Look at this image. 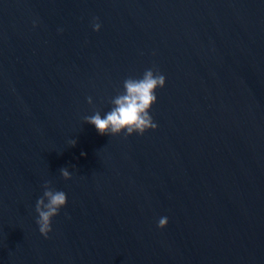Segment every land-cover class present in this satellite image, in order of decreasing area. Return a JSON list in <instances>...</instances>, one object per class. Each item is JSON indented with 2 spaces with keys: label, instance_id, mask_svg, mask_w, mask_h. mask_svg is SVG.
Masks as SVG:
<instances>
[{
  "label": "water",
  "instance_id": "water-1",
  "mask_svg": "<svg viewBox=\"0 0 264 264\" xmlns=\"http://www.w3.org/2000/svg\"><path fill=\"white\" fill-rule=\"evenodd\" d=\"M150 68L155 130L84 123ZM0 264H264V0H0Z\"/></svg>",
  "mask_w": 264,
  "mask_h": 264
},
{
  "label": "clouds",
  "instance_id": "clouds-1",
  "mask_svg": "<svg viewBox=\"0 0 264 264\" xmlns=\"http://www.w3.org/2000/svg\"><path fill=\"white\" fill-rule=\"evenodd\" d=\"M93 31L99 32L101 24L98 18L93 19ZM166 78L158 69L145 70L142 77H128L123 81L124 91L113 97L110 101V111L102 117L99 111L91 116L84 117V123L95 126L97 132L111 137L124 134L125 139L133 134L144 135L148 130H155L157 124L150 115V109L157 102L156 91L165 87ZM92 98L88 103L92 104ZM76 140L70 142L75 146ZM60 174L64 180H70L71 174L67 168H61ZM67 204V195L64 191L56 190L51 182L43 185V195L36 201V224L41 236L48 238L52 231V221L60 214ZM168 218L161 217L157 227L161 230L168 226Z\"/></svg>",
  "mask_w": 264,
  "mask_h": 264
}]
</instances>
